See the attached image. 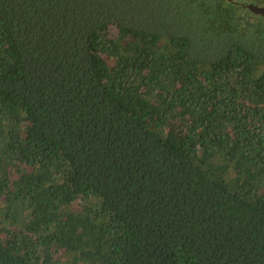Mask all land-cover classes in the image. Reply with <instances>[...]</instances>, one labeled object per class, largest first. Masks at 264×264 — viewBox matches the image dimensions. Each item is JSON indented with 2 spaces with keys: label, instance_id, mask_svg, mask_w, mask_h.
<instances>
[{
  "label": "trees",
  "instance_id": "trees-1",
  "mask_svg": "<svg viewBox=\"0 0 264 264\" xmlns=\"http://www.w3.org/2000/svg\"><path fill=\"white\" fill-rule=\"evenodd\" d=\"M264 0H0V264H264Z\"/></svg>",
  "mask_w": 264,
  "mask_h": 264
},
{
  "label": "water",
  "instance_id": "water-1",
  "mask_svg": "<svg viewBox=\"0 0 264 264\" xmlns=\"http://www.w3.org/2000/svg\"><path fill=\"white\" fill-rule=\"evenodd\" d=\"M247 8L254 13L255 15H262L264 16V6H257V5H249Z\"/></svg>",
  "mask_w": 264,
  "mask_h": 264
}]
</instances>
